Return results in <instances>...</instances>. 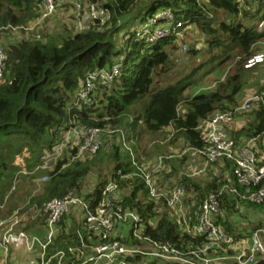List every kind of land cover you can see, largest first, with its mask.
<instances>
[{
	"label": "trees",
	"instance_id": "obj_1",
	"mask_svg": "<svg viewBox=\"0 0 264 264\" xmlns=\"http://www.w3.org/2000/svg\"><path fill=\"white\" fill-rule=\"evenodd\" d=\"M91 3L105 8L109 14L106 22H85L86 29L75 33L67 31L59 43L52 38L7 45L9 58L4 78L0 81V206L7 200L14 180L24 177L28 189H19L22 194L18 197L10 195L8 202L15 197L18 200L11 204L6 214L11 215L22 206L25 208L20 216L33 209L39 218L23 230L41 234L48 203L76 191L96 207L104 188L116 180L126 197V206L138 211L145 220L146 237L169 242L187 253L203 248L205 238L188 233L183 224L180 226L170 220L163 198L149 200V191L143 181L128 178L135 169L118 136L114 135L112 140L116 139L119 145L110 144L112 140L106 137L104 146L93 157L73 161L78 149L67 146L51 169L45 170L42 166L46 156L62 142L64 133L72 126L77 127L75 122L86 129L125 130L127 143L136 154L139 153V163H144L141 154H147V148L141 143L157 137L170 138L173 146L182 142L186 149H202L201 123L218 109L238 107L246 95L248 78L259 67L264 70V65L245 69L246 62L260 53L264 40V30L257 29L259 23L264 22V3L250 0L242 6L235 0L81 1L82 5ZM39 4V0H0V28L20 27L37 20ZM160 10H170L175 20L183 24L181 30L194 25L207 39L209 57L180 78H175L177 64L172 57L177 51L175 36L146 43L139 31L130 30L135 21L143 24L147 17H153ZM221 15L230 18V22L218 21ZM247 18H258V25L245 24L242 20ZM124 30V41L119 44L117 36ZM199 51L190 47L182 60L196 59ZM118 64L122 65L118 78L96 86L89 105L78 102L77 94L90 74L112 70ZM225 64H229L232 73L226 81L219 82L216 89L185 95L188 88L196 87ZM258 91L256 95H261L262 90ZM181 109L184 113L180 112ZM241 118L246 123L234 135L239 143L264 134L262 105ZM169 130L170 133H166ZM110 145L111 149L107 150ZM258 147L264 153V145ZM159 153L164 155L161 150ZM161 157L150 158V162ZM175 158L177 156L165 161L164 169L159 173V184L168 187L173 176L177 177V185L186 191L185 215L191 228L197 224L201 206L210 195L218 196L221 202L223 214L217 221L227 234L239 239L264 227V205L248 199L257 189L239 185L233 174V162L218 161L210 165L199 179L188 174L179 176L180 167L191 159L190 156L180 160ZM119 172L127 178L121 179ZM91 174H96V183L89 193L85 190V181ZM43 178L48 181L41 183L40 191L35 194L36 181ZM239 215L247 219L244 228L249 233L239 231L238 225L233 223V217ZM154 222L156 225L152 226L150 223ZM77 230L72 223L67 234L58 236L49 246L48 257L77 247ZM79 230L86 236L84 229ZM224 254L220 251L213 256L223 258ZM143 261L138 256L129 264H143ZM52 264H57V260ZM221 264L235 263L223 261Z\"/></svg>",
	"mask_w": 264,
	"mask_h": 264
},
{
	"label": "built area",
	"instance_id": "obj_2",
	"mask_svg": "<svg viewBox=\"0 0 264 264\" xmlns=\"http://www.w3.org/2000/svg\"><path fill=\"white\" fill-rule=\"evenodd\" d=\"M64 0H39L40 15L35 22L38 27L48 21L60 7ZM242 6L246 0H235ZM250 1V0H248ZM264 2V0H262ZM81 10V0H70ZM85 22H106L109 14L102 5L91 3L86 7ZM183 24L175 20L170 10H160L153 17H149L139 31V35L146 43H154L175 36V42L180 38ZM86 27V26H85ZM17 27L0 28V81L3 79L8 63V48L5 43L6 32H15ZM184 48L187 49L186 46ZM257 65H264V51L249 59L245 69ZM122 65H115L112 70H100L90 74L82 83V90L77 94L78 102L86 105L91 103L92 93L97 84L112 82L121 75ZM262 105L264 108V92L248 99L238 107L216 110L212 116L201 123L204 147L202 149L187 148L177 157L190 156L193 160H204L205 168L218 161L234 163L233 174L239 185L256 188L248 199L257 205H264V153L258 145H264V134L240 143L234 135L245 125L241 118L244 113H251ZM116 135L121 138V145L131 156V163L135 171L128 178H140L149 191L152 199L163 198L166 207L171 209L177 218L176 223L183 224L188 233L205 238L206 245L191 252H184L169 242L155 241L144 235L145 220L142 215L126 206V197L121 192L116 180H112L102 191L100 203L96 207L80 197L76 191L70 192L65 198L55 200L45 206L47 216L44 226H41L42 238L18 230L21 209H18L7 220L0 221V264H129L130 260L138 256L144 257L143 264H221L229 257H214L220 251H232L237 255L235 264H264V227L249 236L236 239L227 234L218 223L222 216L221 202L216 195H210L201 206L197 224L190 227L185 215L184 198L186 191L177 181L168 184L163 189L159 184V173L164 169L165 161L176 156L158 158L154 163H139L126 135L120 130L86 129L76 126L70 127L63 135L62 142L55 146L51 154H46L42 169H51L52 165L63 155L64 149L76 147L77 155L73 161L93 157L104 146L105 138L110 141ZM260 155V157L258 156ZM200 171L199 176L205 172ZM121 179L127 178L118 173ZM37 182V188L43 182ZM235 192V190H233ZM6 203V201L4 202ZM4 208V204L0 209ZM70 218L68 220L67 218ZM74 223L78 228L79 245L71 247L67 252L61 251L48 257L47 251L54 240L66 233ZM66 224V226H65ZM154 226L153 223H150ZM84 229L86 236L79 229ZM233 255V254H232ZM231 255V256H232Z\"/></svg>",
	"mask_w": 264,
	"mask_h": 264
},
{
	"label": "rangeland",
	"instance_id": "obj_3",
	"mask_svg": "<svg viewBox=\"0 0 264 264\" xmlns=\"http://www.w3.org/2000/svg\"><path fill=\"white\" fill-rule=\"evenodd\" d=\"M253 1L254 0H251V2H253ZM247 2H248V0H246V2L244 3L245 6H246ZM255 6H256V4H255ZM86 7H87V5H83L81 10H79V9H77L76 5H72V3H70L68 0H64L62 7H60L58 9L56 14H54V16H52V18H50L48 21L43 23L42 26L38 27L37 25H35V22L37 21L35 19V20H32L31 22H29L27 25L17 27L18 30L15 32H12V31L6 32V34L8 33L5 37L6 46L9 45L10 43L19 42V41H23V40H37V41H39V40H47V39L50 40L52 38H55V40L59 43V41L62 39V36L64 34H67V31L70 33L71 32L75 33V32H80V31H83L84 29H86V27H85L86 26L85 17H86V12H87ZM260 17H261V14H260ZM148 19H149V17H147V20ZM147 20H145V22L143 24L135 21L133 26L130 28V30L131 31H137V32L140 31V28L143 27V25L146 23ZM218 21L230 22V18H227L226 16L221 15L219 17ZM242 21H244V23L247 25H258V23H259L258 18L257 19L256 18H247V19L242 20ZM257 29L262 32L264 30V22L259 23ZM125 31L126 30L120 32L119 35L117 36L116 41L119 44H121L124 41L122 37H124V34L126 33ZM180 33H181L180 38L175 43V45L177 47V51H174L172 53L173 60L177 64V68L175 70V78H180L183 75L188 74L194 66H197L204 59L209 57V55H207V53H208L207 39L204 36V34L202 33V31L200 29H198V27L192 25V26L187 27L186 29H184ZM184 46H186L187 49L184 48ZM190 47H195L196 50H200L199 51L200 53H199L198 57H196V59L192 60L190 58L188 61L185 62L184 60H182V56H184L183 55L184 53L188 52ZM263 51H264V40L262 41V46L260 49V52H263ZM231 73H232V71H231V68L229 67V64H225L224 66H222L218 70L214 71V73H211L208 76H206L203 81H201L197 84L196 87L188 88L185 92V95L190 96V95L198 94L200 92H207V91H211L213 89H216L217 84L219 82L222 83V82L226 81L227 76ZM251 74H252V72H251ZM98 85L99 84H97L96 86H98ZM102 85H104V84H102ZM96 86H95V88H96ZM259 89L262 90L261 91L262 93L264 92V70L261 69L260 67L258 70L256 69V72L253 73L248 78L247 88L245 90L246 95H245V97L241 98L243 100H241L240 104H242L245 101H247L248 99H252L254 96H256V93L259 92L258 91ZM94 96H95V94H94ZM180 112L183 113L184 109H181ZM245 114H247V113H244L243 115H245ZM75 124L77 125V127H79L77 122H75ZM123 132L126 135V131L124 130ZM166 133H170V130L167 131ZM170 140H171L170 138L165 139L164 137L163 138L157 137L155 139L153 138V140L149 139L148 141L145 140L144 143H141V145H144L147 148L145 150V152H147L146 156L149 157V159L143 160L144 164L150 163V158H153L157 155H158V157L170 156L171 154L178 156V155H180V153H182L184 150H186V148H184L182 142L178 143L177 146H173L171 144ZM109 143L110 144L116 143L117 145H119V143L116 139L112 140V142H109ZM111 146L112 145L107 146L106 149L107 150L111 149ZM159 150L163 151L164 155L160 154ZM64 151H65V149H64ZM133 152L135 153V151H133ZM63 154H64V152H63ZM137 154L139 155V153H137ZM137 154L135 153L136 157H139ZM193 166H194L193 163L188 162L182 166V169H180L179 172L181 174H183L185 171H188L187 173L192 175V173L190 172L191 170L189 168L193 167ZM187 173H184V174H187ZM181 174H179V176ZM195 178L202 179L203 176L202 177H195ZM176 180H177V177L173 176L172 181H176ZM95 183H96V174H91L90 177L85 181V185H86L85 190H87L89 193H91ZM26 186L27 185L25 183L24 177L23 178L17 177V179L14 180V187L10 191H8V193H7V200L9 199L11 194L12 195L16 194L18 197V195L22 194V190L19 191V189L27 190L28 187H26ZM164 187H165V185H164ZM17 197L14 198L15 202H17V200H18ZM147 200H148V198H147ZM149 200H153V199L150 197ZM4 208H3V210H1L3 212V214L0 215V221L7 220L14 214L13 213L10 216H8V214H5L6 211L8 212V204H7L6 208L5 209ZM167 212L169 213L170 220H173L176 223L177 218L174 216L173 211L169 208V210L167 209ZM38 218H39V214H35L33 209L28 210L24 215L20 216V218H19L20 225H18V227H17L18 230L19 231L23 230L29 224H33L34 222H36V220ZM233 221H234V224L238 225L237 229L239 231H241V230L245 231L246 230V228H244V225H245V223L247 224V219L244 218L242 215L233 217ZM38 224H39L38 227H40V222H38ZM154 225H156L155 222H154ZM246 232L249 233V231H247V230H246ZM42 235H43V233L41 232V234H39L38 236L42 238ZM224 253H225L224 255H226V257H229L227 259L229 262H234L235 260L238 259L237 255H235L233 252H232L233 253L232 256L230 254H227L228 252L224 251ZM141 258H142V260L145 259L142 256H141ZM21 263L24 264L25 259Z\"/></svg>",
	"mask_w": 264,
	"mask_h": 264
},
{
	"label": "crops",
	"instance_id": "obj_4",
	"mask_svg": "<svg viewBox=\"0 0 264 264\" xmlns=\"http://www.w3.org/2000/svg\"><path fill=\"white\" fill-rule=\"evenodd\" d=\"M262 1V0H261ZM264 3V2H263ZM184 113V112H183ZM172 155V154H171ZM185 157V156H184ZM184 157H182V158H184ZM141 160L143 161L144 159H148V157L147 156H145V155H143V154H141ZM182 158H180V157H177V158H175V160L176 159H182ZM174 160V159H173ZM188 162H190V163H193V167H190L189 169L191 170L190 172L192 173V175L193 174H199V172L200 171H203L204 169H206L205 168V162L203 161V160H191V159H189L188 161H187V163ZM177 166H178V164H177ZM180 166V165H179ZM177 169H178V167H177ZM180 169H182V166L180 167ZM179 169V170H180ZM188 171H185L184 173H187ZM183 173V174H184ZM181 174V173H180ZM183 174H181V175H183ZM188 174V173H187ZM188 175H190V174H188ZM204 175V173L203 174H201V175H199V176H195V177H202ZM40 180V179H39ZM39 180H37L36 181V185H37V182L39 181ZM173 182H176V181H172V179H171V181H169V183H173ZM163 189H165L166 187H162ZM40 191V189H36V191L34 192L35 194L36 193H38ZM8 201L6 200V203H3L4 204V207L6 208V206H7V204H8V209H9V207L11 206V204L14 202V200L13 201H9L8 203H7ZM4 208V209H5ZM24 208H25V206H22L21 207V211H23L24 210ZM168 209V208H167ZM1 210H3V209H1ZM169 210V209H168ZM183 211L186 213V208H185V206H184V209H183ZM7 212V211H6ZM6 212H5V214H6ZM15 212V211H14ZM13 212V213H14ZM2 214H3V212H2ZM8 216H10L9 214H8ZM233 223H234V221H233ZM39 228V227H38ZM42 231V230H41ZM33 233V232H32ZM30 234V233H29ZM32 235H39V234H32ZM245 235V234H244ZM154 262H156V261H154ZM153 262V263H154Z\"/></svg>",
	"mask_w": 264,
	"mask_h": 264
}]
</instances>
